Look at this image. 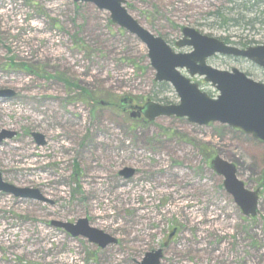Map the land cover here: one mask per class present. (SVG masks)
<instances>
[{"label":"rangeland","instance_id":"1","mask_svg":"<svg viewBox=\"0 0 264 264\" xmlns=\"http://www.w3.org/2000/svg\"><path fill=\"white\" fill-rule=\"evenodd\" d=\"M122 1L176 53L190 51L174 47L184 27L235 47L264 46V0ZM206 64L264 84V70L246 60ZM153 77L145 47L107 12L74 0H0V91L14 93L0 97V132L15 135L0 142V178L46 199L0 193V264H139L158 249L160 264H264V145L216 123H146L115 108L121 99L176 105ZM190 81L217 95L202 78ZM214 157L257 193L254 217L223 189ZM124 168L135 175L123 179ZM79 219L115 244L100 249L50 226Z\"/></svg>","mask_w":264,"mask_h":264},{"label":"water","instance_id":"2","mask_svg":"<svg viewBox=\"0 0 264 264\" xmlns=\"http://www.w3.org/2000/svg\"><path fill=\"white\" fill-rule=\"evenodd\" d=\"M75 3H85L94 6L98 11H105L111 23L142 43L147 50L150 67L155 72L154 82L168 83L179 99L177 105L161 106L145 104L139 111L144 119L152 122L158 118H185L189 124L206 126L209 123L225 125L240 131L253 140L264 145V85L247 78L241 72L232 69L230 72L218 71L206 65V60L215 55L242 58L264 70V46L248 47L240 50L226 46L222 42L200 35L190 28H183L182 38L175 46L188 47V54H175L172 49L158 37L142 29L124 9L122 0H74ZM178 69H185L190 77L199 76L209 83L218 93L215 99L202 93L197 85L191 84L182 77ZM11 91H0L1 98H12ZM127 99L123 100L125 103ZM138 117L137 113L132 117ZM15 135L10 132H0V142ZM37 146L44 145L40 134H32ZM210 169L223 178V188L241 210L244 217H254L257 213V193L249 192L237 179L235 167L216 157L210 162ZM134 170L124 168L119 176L128 179L134 175ZM0 192L15 198L46 202L37 191L18 189L2 182ZM50 226L61 229L71 237H82L90 244L104 249L115 240L107 234L88 225L86 219H79L74 224L51 222ZM161 251L146 253L140 264H159Z\"/></svg>","mask_w":264,"mask_h":264},{"label":"trees","instance_id":"3","mask_svg":"<svg viewBox=\"0 0 264 264\" xmlns=\"http://www.w3.org/2000/svg\"><path fill=\"white\" fill-rule=\"evenodd\" d=\"M218 15H219V14L216 13V16H218ZM219 17H220V16H219ZM176 29L179 30V27H177ZM239 46H241V47H246L247 45H246L245 43H243V44H241V45H239ZM66 84H68V83H66ZM69 85H70V84H69ZM159 86L164 87V88L167 87L166 85H159ZM72 89H74V90H78V88L75 87V86H72ZM84 100H86V103L89 102V101H93V99L90 97L89 94H87V92H85ZM115 108L118 109V107H116V106H115Z\"/></svg>","mask_w":264,"mask_h":264},{"label":"bare ground","instance_id":"4","mask_svg":"<svg viewBox=\"0 0 264 264\" xmlns=\"http://www.w3.org/2000/svg\"><path fill=\"white\" fill-rule=\"evenodd\" d=\"M190 219H191V217H190ZM5 241V240H4ZM63 263H66V261H64V260H61Z\"/></svg>","mask_w":264,"mask_h":264},{"label":"flooded vegetation","instance_id":"5","mask_svg":"<svg viewBox=\"0 0 264 264\" xmlns=\"http://www.w3.org/2000/svg\"><path fill=\"white\" fill-rule=\"evenodd\" d=\"M162 255V254H161Z\"/></svg>","mask_w":264,"mask_h":264}]
</instances>
